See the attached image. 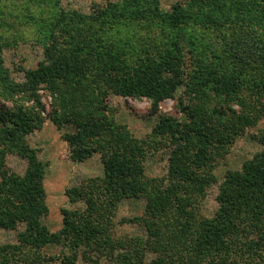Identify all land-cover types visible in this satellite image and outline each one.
<instances>
[{"label": "trees", "instance_id": "1", "mask_svg": "<svg viewBox=\"0 0 264 264\" xmlns=\"http://www.w3.org/2000/svg\"><path fill=\"white\" fill-rule=\"evenodd\" d=\"M5 17L0 8V230L23 229L17 243L0 245V264H76L80 253L116 264H264V148L227 171L216 213L201 212L221 161L264 118V0L181 1L169 13L160 0H123L90 15H29L44 59L23 68L22 81L5 66L12 45L2 32L12 27ZM42 87L57 103L52 121L76 130L64 136L72 159L100 153L104 165L102 178L67 189L70 203L84 209H63L55 233L42 223L46 164L27 140L45 121ZM111 95L148 99L153 114L177 99L182 115H161L138 139L107 114ZM163 150L167 175L148 178L147 159ZM10 156L26 161L23 174L9 168ZM129 199L146 200L144 216L129 220L145 236L115 234L120 204ZM56 247L57 257L48 252Z\"/></svg>", "mask_w": 264, "mask_h": 264}, {"label": "rangeland", "instance_id": "2", "mask_svg": "<svg viewBox=\"0 0 264 264\" xmlns=\"http://www.w3.org/2000/svg\"><path fill=\"white\" fill-rule=\"evenodd\" d=\"M47 1L39 5L38 2L30 0H0V8L6 12L5 20L9 25H12V27L2 29L5 37L12 44L4 52L5 66L10 70L12 77L16 81H22L24 79L25 74L22 71L23 68L35 69L44 59V47L39 42L38 27L32 19H29V15H33L36 18H48L50 11L59 9L90 15L98 8L106 7L109 3L122 2L123 0ZM181 1L187 3L191 0H160V4L161 8L169 13L172 12V7ZM10 10H12V15H8L7 13ZM131 27L135 31L139 28V24ZM200 28L199 30L202 33V27ZM236 29L238 30L240 28ZM95 31L102 34L99 27H95ZM209 32L212 35L214 34V36H217L218 33L214 32V30ZM151 33L153 37L157 36L158 32ZM109 34L115 35L112 31ZM145 38L149 37L147 36ZM182 94L183 90H180L176 97L178 98ZM39 95L45 106V111L42 113L45 121L41 129L32 133L27 140L30 147L38 152L40 160L46 164L47 171L44 186L49 213L42 219V223L51 232L55 233L63 226V209H84L83 203L74 205L70 203L66 196L67 189L77 186L87 179L102 178L104 165L100 153H94L90 158L82 162H77L72 159L70 143L66 141L64 136L66 134H74L76 132L75 128L71 125H64L62 128H59L50 117L57 108V103L53 95L45 87L39 90ZM3 102L11 106L10 103ZM151 105V101L145 98L132 99L111 95L108 99L109 109L107 114L113 116L117 124L126 126L131 134L138 139L145 138L148 134L152 133L161 115L177 117L182 115L177 108V99H168L162 102L156 114L152 113ZM263 134L264 118L256 127L247 129L245 135L235 141L229 154L215 170L217 182L208 189L207 195L201 203L202 214L210 217L216 213L219 206L217 196L227 171L241 169L244 162L253 158L256 153L264 148L260 143V138ZM8 166L16 173L23 174L26 170L27 163L18 156H10ZM145 168L148 178L160 179L165 177L168 172V152L163 150L150 156L145 163ZM145 204V199H129L124 200L120 204L116 218V236H145L146 231L142 226L129 221L144 216ZM22 229L23 227H19L17 231L0 230V245L17 243L18 234ZM60 250L61 247H56L49 249L48 252L57 257L61 252ZM152 258L153 256L149 255L147 262H150ZM96 259L97 257L94 256V260ZM53 264H60V262L56 261ZM76 264L116 263L104 256H99L97 261L89 262L83 259L80 253Z\"/></svg>", "mask_w": 264, "mask_h": 264}]
</instances>
